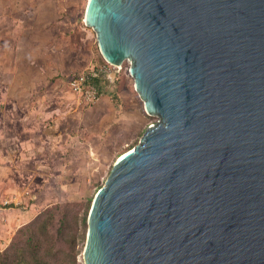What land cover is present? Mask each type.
<instances>
[{
    "label": "water",
    "instance_id": "1",
    "mask_svg": "<svg viewBox=\"0 0 264 264\" xmlns=\"http://www.w3.org/2000/svg\"><path fill=\"white\" fill-rule=\"evenodd\" d=\"M159 119L113 164L86 264H264V0H88Z\"/></svg>",
    "mask_w": 264,
    "mask_h": 264
},
{
    "label": "rangeland",
    "instance_id": "2",
    "mask_svg": "<svg viewBox=\"0 0 264 264\" xmlns=\"http://www.w3.org/2000/svg\"><path fill=\"white\" fill-rule=\"evenodd\" d=\"M88 0H0V250L44 210L64 217L61 259L86 264L88 215L113 164L159 116L129 72L102 55ZM91 69L95 98L70 78ZM57 225V224H56Z\"/></svg>",
    "mask_w": 264,
    "mask_h": 264
},
{
    "label": "trees",
    "instance_id": "3",
    "mask_svg": "<svg viewBox=\"0 0 264 264\" xmlns=\"http://www.w3.org/2000/svg\"><path fill=\"white\" fill-rule=\"evenodd\" d=\"M86 72L91 73L90 81L97 86L99 94L106 82L104 71ZM66 222L64 217H56V207L44 210L19 229V238L15 237L0 250V264H68L61 259L60 247Z\"/></svg>",
    "mask_w": 264,
    "mask_h": 264
},
{
    "label": "built area",
    "instance_id": "4",
    "mask_svg": "<svg viewBox=\"0 0 264 264\" xmlns=\"http://www.w3.org/2000/svg\"><path fill=\"white\" fill-rule=\"evenodd\" d=\"M91 73L82 72L73 75L69 80L70 87L89 98H95L98 95V88L90 81Z\"/></svg>",
    "mask_w": 264,
    "mask_h": 264
},
{
    "label": "bare ground",
    "instance_id": "5",
    "mask_svg": "<svg viewBox=\"0 0 264 264\" xmlns=\"http://www.w3.org/2000/svg\"><path fill=\"white\" fill-rule=\"evenodd\" d=\"M123 153H124V152H123ZM123 153H122V154H123ZM122 154H121V155H122ZM119 157H120V156H119ZM119 157H118V158H119Z\"/></svg>",
    "mask_w": 264,
    "mask_h": 264
}]
</instances>
